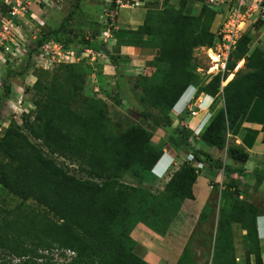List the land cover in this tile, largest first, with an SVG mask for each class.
Returning <instances> with one entry per match:
<instances>
[{
  "label": "trees",
  "instance_id": "trees-1",
  "mask_svg": "<svg viewBox=\"0 0 264 264\" xmlns=\"http://www.w3.org/2000/svg\"><path fill=\"white\" fill-rule=\"evenodd\" d=\"M189 2L180 0L175 6L165 0L162 9L148 10L137 30H123L118 35L116 32L120 42L117 48L128 45L159 51L149 63L155 69L153 74L130 80V87L120 84L118 94L122 99L132 94L143 118L151 119L154 129L169 132L175 148L194 155L199 162H209L208 154L192 148V130L182 125L173 129L172 111L192 85L200 93L212 96L215 99L212 119L200 137L210 147L225 149L228 133L237 129L256 100L264 99V49L252 50L254 37L251 31L247 32L238 41L225 73L213 76L203 85L196 72L194 54L198 48L214 45L212 25L219 12L203 3L199 13L193 14L188 12ZM1 8L3 12L6 10ZM258 23L264 24L262 20ZM63 24L41 37L36 48L51 39L62 42ZM130 41L134 44H129ZM78 44L101 50L99 44L89 40ZM119 57L110 56L114 65ZM241 62L243 66L238 68ZM16 74L10 71L6 82ZM231 75L233 79L222 86ZM76 78V74L70 73L68 80ZM64 87L62 84L61 88ZM10 91L5 85V95ZM56 94H48L41 106L37 104L40 111L34 119L24 118L25 129L53 154L80 160L86 165L83 169L86 178L70 174L45 156L20 128H8L0 135V184L24 203L34 201L41 210H13L0 217V249L15 256L17 261L13 264H149L134 253L132 229L144 223L164 236L182 203L194 198L193 187L199 174L186 161L171 175L163 190L136 185L146 175H152L164 153V147L153 143L151 130L142 124H132L116 133L107 114L106 100L99 98L98 93L86 98L82 111L73 109L75 95L71 92L65 96L58 91ZM220 100L222 107H218ZM262 133L264 143V122ZM228 155L242 164L250 159L249 153L237 144L228 147ZM236 172L243 173L241 169ZM257 174V183L261 184L264 169ZM127 178L132 183L125 182ZM229 187L235 190L228 194V202L220 207L214 224L212 264H238L234 225L246 232L249 243L246 264H252V257L254 264H264L257 227L264 211L254 203L240 200L236 184ZM214 209L210 205L204 207L199 227H204ZM57 248L76 255L61 263L43 253ZM187 254H192L190 248L177 264H192Z\"/></svg>",
  "mask_w": 264,
  "mask_h": 264
},
{
  "label": "rangeland",
  "instance_id": "rangeland-1",
  "mask_svg": "<svg viewBox=\"0 0 264 264\" xmlns=\"http://www.w3.org/2000/svg\"><path fill=\"white\" fill-rule=\"evenodd\" d=\"M91 1L92 2L88 4H82V6H80V9H82L81 11H79L78 7H76L78 0H73L72 2H69V0H51V3L53 2V7H48L47 9L53 10L51 13L48 12V15L41 9L44 7V5L35 1L32 3L31 8H37V10L39 11L41 9L40 15L43 21L37 18L34 19L31 17V15H29L28 18H26L24 21H21L20 29L18 32H20L19 34H21L27 40L29 45H35L41 37H44L49 31L60 28L63 24V21L66 20L65 25L63 24L62 27L63 31L60 34L61 40L63 43H67L68 45H66L68 47L70 46L72 48L80 49L82 48V45L78 44L79 42L83 41L84 39L87 41L88 39L94 40L101 35L103 29L106 28L105 23L107 13L110 14L111 10L116 9L117 6H119V17L122 15V11H132L135 13V20L133 21V23L123 26V28L129 29L127 31H135L140 26H142L141 24H139L141 19V15L139 16V13L141 9L145 8L147 9V11L149 9H162L165 2V0H118L126 5L123 8H128L123 9L120 7V4L117 3V0ZM203 1L204 0H193L194 8L193 5L188 6V12L198 14ZM227 1L228 0L222 1L220 6H218L219 11L228 10L231 4L227 3ZM2 6L4 7V4L0 1V7ZM30 13L31 10L29 11V14ZM117 17L115 19V22L117 20ZM258 24L259 23L255 24L257 26L254 28V24L250 23L247 28L248 31H251V33L253 34V31L255 29L259 30ZM90 25L92 27H90ZM94 25H96V27H94ZM88 28H90L89 32H87ZM116 32V30L111 31L112 38L116 37ZM87 36L89 37L88 39H86ZM253 37L254 40H257V38H259V35L255 34V36L253 35ZM112 38H110L107 43L99 44L101 46V50L106 51L104 53H106L108 57H103L104 55H106L104 54L101 58H98V60L94 62L92 61L93 59L90 56V58L84 59L80 62L70 64L55 63L52 66L48 65L47 63L36 61L32 56L33 53L28 54L29 52L26 53V50V55H24L22 58H16V60L11 63L9 61H6L3 57L5 56V58H7V55H11L12 52H15V48H18V45H11L9 47V51L7 52L5 51L4 47H2L3 50L0 51V135L2 136L10 127H18L28 135L27 130L24 126V118L28 116L34 119L37 113L40 111L38 110L40 107H38L37 104H40L41 106V104L45 102V99L49 97L48 94H50V96L51 94L57 96L56 93L58 91L61 92V94L63 93V95L65 96L66 93L71 92L73 95H75L72 104L73 109L82 111L86 106V98L90 96L92 97L93 95L97 94L96 92H94L93 88L98 89L100 87L101 89H104V91L101 90L102 93L101 95H99V98L103 97L102 99L106 100L104 101L105 104H107V114L109 119L112 120L111 127L116 133L119 134L122 130L132 124H142L143 126L148 127L149 130H151V132L153 133V143L155 145L172 150L177 155V166L175 169H173V171L171 170V176L174 171L179 169L180 166L184 162H186L185 155L187 154V151L175 148L174 145L170 143L169 132L165 131L162 128L154 129L151 119L147 121L143 118L140 113L141 108L138 107L137 101L134 99L132 94L129 95V98L126 99H122L118 94L120 90V84H126L128 87H130V80L138 79L141 76L152 75L150 73H152L155 69H153L152 71L148 70L150 68L149 63L154 59L152 51L147 47V49H139L138 52H132L128 54L129 57L127 58H122V56H120L119 61L116 63L117 65H114L110 59V56L117 58V53L119 52L115 49V47L120 42L119 40H116V45L112 44V42L110 41ZM94 41L96 42V40ZM132 43L134 44V41H130L129 44ZM29 45L26 44L25 48H28ZM256 45L261 46L262 44ZM125 51L128 50L125 49ZM19 53L20 52L17 53L18 56L20 55ZM124 55L126 56V54ZM194 55L196 63L198 65L196 72L199 73L202 79L201 81L204 82L201 83L204 85L213 77L212 75H209L211 73L210 68L212 67V60L209 58L208 51L205 47L198 48L195 51ZM106 64L110 65V69H108L107 71H109L108 73L111 72L113 74L112 76L110 75L108 77H105L103 75V66ZM239 65L240 67H242L243 63L241 62ZM10 71H15L17 74L15 76L9 77L8 81L6 82V77L8 76ZM70 73L76 74L78 78H76V80L69 81L68 77ZM115 73L121 74H118V76H116L117 74ZM111 77H113L112 81ZM62 84L63 86H65V89L61 88ZM5 85L9 86L11 89L8 95H5ZM58 89H60V91ZM261 102L264 103V99H259V103ZM255 113L250 119L254 121L253 123L255 126H260V124H263L262 122L264 118V106L261 109L255 111ZM173 123V129H176L177 125L175 122ZM255 133H257L256 130L254 131V134ZM28 136L30 137L32 143H34L35 146L45 154V156L57 161V163L64 169H66L70 174L79 178H86V174L83 171V169H86V165L82 164L80 160L78 161V159H75L71 161L70 159L60 157L57 154H53L43 145L41 141L34 139L30 135ZM229 141L230 145L234 144L233 138H230ZM201 145L204 144L200 140L194 141L191 144L192 147H199ZM243 181L247 183L246 179H244ZM125 182L132 183L130 178L125 179ZM166 183L167 182L164 179L160 180L157 185L152 186L145 183L144 180H141L140 184H138L137 182L136 185H144L149 188L152 187L151 189H153L154 187L155 189L153 190L158 191L161 190L164 187L163 185H166ZM220 192V189L214 191L215 195L212 199L215 208V216L219 213V207H221L223 204V196L220 195ZM208 205H210V203H208L207 206ZM29 209H35L36 211L41 210L34 201L30 200L24 203L21 198L10 193L2 184H0V217L13 210L27 211ZM262 209L264 211L263 207ZM235 228L236 230H234V244L236 246V240L238 243H240L241 241V230L239 229V227ZM203 230H205V232ZM203 230L202 231L204 232L205 236H203L204 238H202L195 246H198V248L201 247L202 249L197 251L199 256L203 257L208 264H212L215 242L214 222L209 223L206 227H204ZM197 231L200 232V227ZM196 242L198 241L194 239L192 245H194ZM61 250L63 249L57 248L52 252L43 251V253L45 255L51 256L54 262H59L62 261L64 257L61 254ZM192 250L193 249H191V251ZM235 251H237L236 247ZM195 254L196 253L193 254L192 252L191 255L187 254L185 256L188 257V259H193ZM244 258H246V254H244ZM0 259V261L5 264H13L15 263V261H17L15 260L16 258L13 254L8 251H4L3 249H0Z\"/></svg>",
  "mask_w": 264,
  "mask_h": 264
},
{
  "label": "crops",
  "instance_id": "crops-1",
  "mask_svg": "<svg viewBox=\"0 0 264 264\" xmlns=\"http://www.w3.org/2000/svg\"><path fill=\"white\" fill-rule=\"evenodd\" d=\"M72 1L73 0H69V2H72ZM169 1L172 5H175V6H177L180 2V0H169ZM90 2L92 1L91 0H78L76 7H78L79 11H81L82 8L80 9V6H82V4H88ZM52 3H51V7H53ZM193 3H194L193 0H190L189 2L190 6H192ZM47 8L48 7L44 6L41 9L45 11V13L48 15V12L51 13L53 9L48 10ZM193 8H194V5H193ZM123 9H128V8H123ZM30 10H31L30 15L32 18L34 19L37 18L39 20H42L40 11L37 10V8L35 9L30 8ZM147 12L148 11L145 8L140 10L139 16L141 15V19H140L139 24L143 25ZM218 12L219 13L217 14L215 21L212 25V32L215 34L216 37L218 36V33L221 30V27L224 24L226 17L228 16L229 8L227 11H224V10L219 11V8H218ZM134 14L135 13L132 11H124V12L122 11V15L120 17L119 16L117 17V20L115 22V27L112 30H116L117 35L119 34L120 31L129 30L127 28H123V26L133 23V21L135 20ZM90 27L92 26L90 25ZM94 27H96V25H94ZM253 27L255 28L256 25H254ZM258 28L259 30L255 29L257 31L255 30L253 31L254 32L253 35L255 36V34H258L259 38H257V40L253 39L251 43L252 50L256 49L257 47H262L264 49V24L262 23V25H259ZM89 29L90 28L87 29V32L90 31ZM117 35L115 38L114 37L112 38V33H111L112 39L110 41L112 42V44L116 45V40L118 41ZM88 38L89 37L87 36L86 39ZM94 40L98 42L97 44L104 43V42H101V35ZM94 40L90 39L89 41L95 42ZM256 44H260V45L262 44V45L259 46ZM73 49L82 50V51H85L87 49H92L93 51H95V53L97 52L98 55L94 62H96L98 58H101L104 54H106L104 53L106 51H103V50L99 51V50H95L93 48L84 47V46H82V48L80 49L79 48H73ZM115 49L119 52L117 53V56H122V58H125V57L127 58L129 57L128 54L132 52L133 53L138 52L139 49L143 50L147 48H140L136 46H123L121 48H117V45H116ZM125 49L128 51H125ZM151 51L154 57L157 56L159 53L158 50L151 49ZM124 54H126V56ZM106 56L107 54L104 55L103 57H106ZM87 58H90V56H87L84 59H87ZM103 67L104 69L102 70V73L105 77L113 75L111 72L108 73L109 71H107L108 69H110V65L106 64ZM239 68H240V65H239ZM148 70L152 71L153 69L149 68ZM153 72L150 74H153ZM106 74H109V75H106ZM111 78H112L111 79L112 81L113 77ZM230 80L231 79H229V81ZM99 88L98 89L93 88L94 92H96L95 90L100 91V94H98V97L102 93L101 88L100 89ZM96 93H99V92H96ZM204 96H207V95L203 93L201 96V99H203ZM204 102L206 104V107H204L201 111H198L197 115L193 117L185 115V114L179 115V111H180L179 109L182 108L183 106L182 103H179L178 107L172 112L173 114L171 115L173 122L176 123L177 127L178 125L182 124V126H185L186 129H190L193 132L200 124H203L204 127L207 126L210 120L206 119V116H207L208 110H210L213 115V111L211 110L212 107H210V105L213 104L214 98L205 97ZM262 105L264 106V103L262 102L259 103V100H256L253 103L248 115L240 121L237 129L234 130L233 132L228 133L229 139L227 138L226 148L223 150L210 147L207 144H204L201 140V137L196 136L194 134L193 138L190 139V144H192L194 141L200 140L204 145H201L199 147H192V148L197 151L200 150L208 154V156L211 157V160L209 162H205V161L200 162L204 164V167L198 176L197 182L194 184V187H193L194 198L186 199L182 203L180 210L173 217L169 225V228L167 230V233L164 236L158 235L153 230H151L149 227H147L144 223H139L132 229L130 234L136 243L135 248H134V253L138 257H140L141 259H143L149 264H177L178 261L181 259L184 251L187 248H190V249H193L192 250L193 254L196 253L192 259L193 260L192 264H208L206 260H204V258L199 256V254L197 253V251L202 250L201 247L198 248V246H195V245L198 244L202 238H204L203 237L205 236L204 235L205 230H203L204 227H206L209 223H212V222H214V224L216 225L218 216H215L212 214V216H210V218L207 219L206 223L204 224V227H200V232L197 231V228L199 227V219H200V215L204 207L208 203H210L211 207H214V203L212 199L215 195L214 191H217V189L221 190L220 195L223 196L222 206L227 204L228 194L235 190L234 188L229 187V185L234 183L238 186V190L240 191V200H246L251 203H254L255 205L259 207L261 206L263 207L264 179L261 182V184L257 183V179L259 178L258 177L259 175L257 174V172L264 169V166H263L264 143L262 142V139H263L262 124H260V126H255L253 123L254 121L250 119L255 113V111L263 107ZM222 106H223V100H220L218 107H222ZM263 122H264V118H263ZM255 130L257 131V133L254 134ZM230 138L234 139V144H237L239 147L243 148L247 153H249L250 159L247 163L242 164L239 162H235L228 155V147L230 146L229 144ZM169 151H171L173 157L175 158V161H174L175 166L173 167V169H175L177 166L178 158H177V155L172 150H169ZM189 154L190 153H187L185 155L186 156L185 160L187 159ZM237 169H241L243 173L241 174V173L236 172ZM255 171L257 172L255 173ZM169 177L170 176H168V178L166 179V182L169 179ZM244 179L247 180V183L243 181ZM143 180L145 181V183L152 185V186L157 185V183H159V180L152 175H146V177H144ZM153 189L155 188L153 187ZM163 189L164 187L161 190ZM235 227L237 226L234 225V230H236ZM257 227H258L260 249H261V254H262V258L264 262V216H261L258 218ZM240 233H241L240 235L241 241L240 243H238L236 240V246H235L237 248V251H236L237 263L246 264V258H244V254H246L248 250L249 243L246 238V232L241 230ZM194 239L198 242L192 245ZM251 262L252 264H254L253 257L251 258Z\"/></svg>",
  "mask_w": 264,
  "mask_h": 264
},
{
  "label": "built area",
  "instance_id": "built-area-1",
  "mask_svg": "<svg viewBox=\"0 0 264 264\" xmlns=\"http://www.w3.org/2000/svg\"><path fill=\"white\" fill-rule=\"evenodd\" d=\"M4 4L6 9L4 12L0 7V51H9L11 45H18L15 48V52L11 55L3 57L6 61L14 62L16 58H22L24 55L33 53V58L42 63H47L48 65L58 64H70L75 62H80L84 60L85 57L91 56L93 61L97 58L98 53L92 49H87L85 51L75 50L73 48L66 47L63 42L56 40H48L39 48L36 45H29L27 40L19 34L20 23L29 17V11L33 2L44 5L45 7H51V0H0ZM223 0H206L205 4L218 8ZM120 7L123 8L126 5L121 1L117 0ZM230 3L228 16L218 33V37L214 45L207 48L208 56L212 60V67L210 68V74L215 76L219 73L224 74L228 62L233 55L238 41L247 32L249 24H257L259 21L264 22V1L263 0H228ZM226 3V4H227ZM119 6L116 9L111 10L110 14L107 13L106 17V29L101 34V42L106 43L108 39L111 38V30L115 27V19L118 16ZM29 45L28 48L25 46ZM26 50V53H25ZM20 52L19 56L17 53ZM25 53V54H24ZM27 54V55H28ZM214 67V68H213ZM215 69V70H214ZM225 83L222 82V86ZM97 92V91H96ZM195 104L189 106L188 112L191 116H196L197 111L194 107ZM199 107L203 105V101H199ZM182 124H180L181 126ZM200 131L195 132L196 136H200ZM187 162L191 163L196 169V173L200 174L204 164L196 160L195 156L189 154ZM61 254L64 256L61 263L69 262L76 253L71 250H61ZM68 259V260H67Z\"/></svg>",
  "mask_w": 264,
  "mask_h": 264
},
{
  "label": "clouds",
  "instance_id": "clouds-1",
  "mask_svg": "<svg viewBox=\"0 0 264 264\" xmlns=\"http://www.w3.org/2000/svg\"><path fill=\"white\" fill-rule=\"evenodd\" d=\"M205 3V2H203ZM218 10V8H217ZM28 18V17H27ZM223 26V25H222ZM222 28V27H221ZM104 31V30H103ZM102 31V32H103ZM102 34V33H101ZM246 34V33H245ZM244 34V35H245ZM218 37V36H217ZM217 37H216V40H217ZM216 42V41H215ZM210 48V47H208ZM207 49V48H206ZM239 68V67H238ZM234 77V75H231ZM232 80V79H231ZM230 80V81H231ZM226 82V83H225ZM229 82V78L224 81L225 85ZM203 93H200L198 88L195 86V85H192L190 86L186 92L183 94V96L181 97V99L179 100V102L177 103V105L174 107L173 111L178 107V104L179 103H182L183 106L182 108H180L179 110V115H182V114H185L186 115V112H188V109H189V106H191L192 104H195L193 108H195V110L198 112V111H201L204 107H206V104L204 102V99L205 97H212L210 95H207V96H204L203 99H201V96H202ZM205 94V93H204ZM213 98V97H212ZM199 101H203V105H201L199 107ZM215 101V99H214ZM214 104V102H213ZM210 105V107L213 106ZM209 107V108H210ZM212 110V108H211ZM172 111V112H173ZM189 113V112H188ZM188 116H191L190 113L187 114ZM193 117V116H192ZM206 119L210 120L212 119V113L210 110H208V113H207V116H206ZM210 123V122H209ZM208 123V124H209ZM208 126V125H207ZM207 126H203V124H200L195 130H194V134L195 132L197 131H200V133L202 134L204 129L207 127ZM200 134V136H201ZM175 158L173 157L171 151L167 150V149H164V153L161 157V159L158 161V163L155 165V167L153 168L152 170V176L156 177L159 181L160 180H166L168 178V176H170V172L171 170L173 171V167L175 166ZM175 172V171H174ZM171 177V176H170ZM169 177V179H170ZM169 179L167 180V182L169 181ZM263 208H264V204H263Z\"/></svg>",
  "mask_w": 264,
  "mask_h": 264
},
{
  "label": "bare ground",
  "instance_id": "bare-ground-1",
  "mask_svg": "<svg viewBox=\"0 0 264 264\" xmlns=\"http://www.w3.org/2000/svg\"><path fill=\"white\" fill-rule=\"evenodd\" d=\"M214 70H215V69H214ZM229 79H233L232 76H230Z\"/></svg>",
  "mask_w": 264,
  "mask_h": 264
}]
</instances>
